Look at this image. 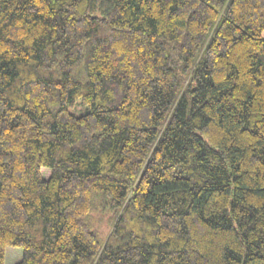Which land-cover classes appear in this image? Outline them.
Returning <instances> with one entry per match:
<instances>
[{"label": "trees", "instance_id": "16d2710c", "mask_svg": "<svg viewBox=\"0 0 264 264\" xmlns=\"http://www.w3.org/2000/svg\"><path fill=\"white\" fill-rule=\"evenodd\" d=\"M263 33L264 0H0V264H264Z\"/></svg>", "mask_w": 264, "mask_h": 264}, {"label": "rangeland", "instance_id": "374dc122", "mask_svg": "<svg viewBox=\"0 0 264 264\" xmlns=\"http://www.w3.org/2000/svg\"><path fill=\"white\" fill-rule=\"evenodd\" d=\"M71 112H73L75 115L78 114L79 112L74 111V110H70ZM99 226V230H101L103 236L106 235L109 231V229L107 228V224L106 221L104 220L102 223L98 224ZM4 264H17L19 263L23 256H22V250L18 247H8L5 251L4 254Z\"/></svg>", "mask_w": 264, "mask_h": 264}, {"label": "crops", "instance_id": "0c3cea01", "mask_svg": "<svg viewBox=\"0 0 264 264\" xmlns=\"http://www.w3.org/2000/svg\"><path fill=\"white\" fill-rule=\"evenodd\" d=\"M263 37H264V33H263Z\"/></svg>", "mask_w": 264, "mask_h": 264}]
</instances>
